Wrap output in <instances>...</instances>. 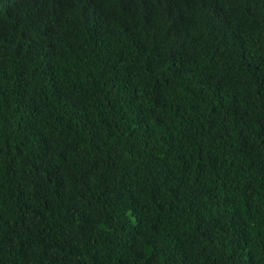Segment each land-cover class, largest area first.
I'll return each mask as SVG.
<instances>
[{
  "label": "trees",
  "instance_id": "1",
  "mask_svg": "<svg viewBox=\"0 0 264 264\" xmlns=\"http://www.w3.org/2000/svg\"><path fill=\"white\" fill-rule=\"evenodd\" d=\"M0 264H264V0H0Z\"/></svg>",
  "mask_w": 264,
  "mask_h": 264
}]
</instances>
